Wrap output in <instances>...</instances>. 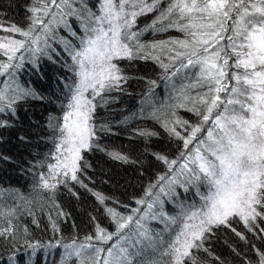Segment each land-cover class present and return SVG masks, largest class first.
<instances>
[{
    "label": "snow or ice",
    "instance_id": "1",
    "mask_svg": "<svg viewBox=\"0 0 264 264\" xmlns=\"http://www.w3.org/2000/svg\"><path fill=\"white\" fill-rule=\"evenodd\" d=\"M52 6L56 11L51 15L60 17L69 36L79 39L80 47L77 49L71 41L61 38L74 65L70 70L77 79L67 85L70 97L63 124L55 126L59 142L52 158L56 163H49L48 174L40 177L39 188L51 194L48 199L55 203L58 185L68 187L69 179L87 187L78 176L87 166L86 161L81 163L82 152L93 148L106 151L97 142L95 110L107 103L105 93L124 91L123 84L133 78L118 61L152 60L162 69L161 78L171 85L176 102L166 100L157 106L153 100L156 81L148 80L143 103L151 104L152 111L145 118L160 124L170 139L183 142V150L175 159L151 153L172 175H159L145 189V196H151L157 187L159 192L142 213L140 207L131 208L130 214L122 213L119 208L128 205L89 189L115 231H108L93 216L95 235H86L82 242L74 238L72 243L64 244L61 264H67L73 256L79 264H137L136 257L143 255L145 248L159 252V258L149 260L148 264H207L197 253L208 252L205 241L215 230L231 229L247 243L245 235L233 227L235 219L253 235H257L256 229L264 233V225L260 223L264 221V0H95L94 5L89 0H32L26 6L31 14L26 17L27 27L0 20V33L11 34L0 35V56L6 58L0 59V77H7L0 81V113L15 115L18 101L43 99L33 87L19 82L17 70L23 67L25 52L31 53L29 62L37 71V53L52 60L39 46L41 37L33 35L38 25H43L44 34L50 33L52 21L44 24V17L50 14ZM148 16L151 19L141 26L140 19ZM69 18L78 22L82 36H78ZM170 31L182 36L142 39L147 34L155 37ZM45 48H51L47 40ZM182 69H194L195 81L177 88L173 78ZM197 88L206 91L193 96L191 90ZM178 108L191 112L200 122L193 124L178 116ZM209 121L212 127L207 129V135H200ZM100 130L109 131L104 125ZM136 134L144 141L146 152L152 138L159 135L147 128L138 129ZM194 141L195 145L189 149ZM107 154L114 160L134 163L120 152ZM181 158L183 162L179 163ZM201 185L204 192L200 191ZM175 186L186 192L189 186H195L201 203L182 207L179 217H170L163 212L160 194L175 196ZM109 200L116 206H109ZM157 203L161 207L159 214L151 212ZM135 204L142 206L145 199H136ZM138 213L141 214L137 218ZM29 215L40 227L34 214ZM57 215L67 214L59 211ZM158 215L167 222L166 227L176 226L163 251L158 244L162 246L164 241L154 239L143 223L149 216L157 219ZM5 217L15 218V210L0 213V218ZM49 220L52 230L59 232V225L51 215ZM18 230L19 225L8 219L7 227L0 226V238L5 243L15 241ZM23 233L29 234L27 226L23 227ZM114 237L115 242L109 244ZM27 247L34 254L37 246L28 243ZM257 255L258 264H264V252L257 249Z\"/></svg>",
    "mask_w": 264,
    "mask_h": 264
},
{
    "label": "trees",
    "instance_id": "2",
    "mask_svg": "<svg viewBox=\"0 0 264 264\" xmlns=\"http://www.w3.org/2000/svg\"><path fill=\"white\" fill-rule=\"evenodd\" d=\"M31 3L32 0H0V20L6 24L14 22L20 27H27L29 21L26 17L31 14L26 11V6H30ZM89 3L94 5L95 0H89ZM55 11V7L52 6L50 14L44 17V24L52 21L50 33L44 34L41 31L43 25H38L33 34L41 37L39 46L48 55H51L52 60L43 53H37L35 57L39 66V71H37L29 62L31 53L25 52L23 67L17 70L19 82L33 87L43 99L28 98L18 101L15 106V115H11L7 111L0 113V190H3V194L0 195V213H7L10 209L15 210V218H0V226L7 227L8 219H12L13 224L19 225L18 238L15 241L5 243L0 238V264H61V258L65 253L64 244L72 243L74 238L77 242H82L86 235H95L93 216L108 231H115L114 226L104 216L102 207L89 189L101 192L128 205V208H119L122 213L129 214L128 210L131 211V208L135 207L144 210L147 208V204L138 206L135 204V200L148 197L145 196V189L149 184L155 183L159 175L166 174L168 176L170 173L167 167L157 161L151 153L159 152L168 156L169 159H175L179 155V151L183 150L182 141L170 139L160 124L145 118L152 111L151 104L143 103L149 88L148 80L156 81L153 100L157 106L166 100L169 103L176 102L175 92L171 85L161 78L162 69L152 60L118 61L124 72L133 78L123 84L124 91L104 94L107 103L98 106L95 110L93 123L99 137L97 142L106 151L102 152L93 148L90 151L82 152L81 163L86 161L87 166L83 167L78 176L87 187H81L79 183L69 179L68 187L63 184L58 185L55 203L48 199L51 194L40 189L38 181L41 175L45 174L47 165L52 161L58 137L55 126L61 124L65 104L70 96L67 85L75 82V75L70 70L74 65L60 42L61 38L71 41V44L77 49L80 47L79 39L69 36L68 31L60 23V17L54 18L51 15V12ZM150 19L151 16L143 17L139 23L142 26ZM69 23L73 25L78 36L83 35L74 18H69ZM8 35L11 34L8 33ZM169 36L181 37L182 34L170 31L155 37L147 34L142 39L150 41L167 39ZM16 38L21 37L17 36ZM45 40L51 45V48H45ZM17 55L19 56L20 53ZM0 59L6 58L0 56ZM194 71V69H182L180 74L173 78V83L179 88L181 84L187 85L194 82L195 77L192 75ZM6 78V76L0 77V81ZM202 91H206V89H193L191 94L195 96ZM221 95L223 96V93ZM170 96L173 99L169 100ZM142 108L144 109L143 113L141 112ZM176 114L193 124L200 122V118L183 108L176 109ZM126 117L129 118L127 121ZM101 125L107 127L109 131L100 130ZM210 125L211 121L205 124L204 131L200 135L206 134ZM145 128L159 133L147 145V152L144 141L136 134L138 129ZM178 130L187 135L183 129L178 128ZM195 143L194 141L193 145H189V149ZM112 151L128 156L134 163H124L112 159L107 154ZM182 162L181 158L179 163ZM163 183L161 181V184ZM69 187L72 191H69ZM200 191L204 192L205 189L200 186ZM73 192L76 195H73ZM193 193L197 195V191L190 192L187 197L188 201L194 200ZM21 196L24 199H20ZM107 203L109 206H116L112 204V200ZM56 205L59 207L57 208ZM59 211H63L67 215L60 217L57 215ZM152 211L159 214L161 209L155 208ZM29 212L34 214L40 227L33 223V216L29 215ZM49 215L59 225V232L52 230ZM157 219L159 223L166 225V221H163L159 215ZM260 223L264 225V221H260ZM144 225L150 232L151 229H155L156 233H159L157 226H152L149 223H144ZM24 226L29 229L27 236L23 233ZM233 227L245 235L247 243L236 236L231 229L221 227L205 241V248L212 255L201 250L197 253L198 256L207 264H258L257 249L264 252V233H260L259 229H256L259 236L257 238V235L248 232L238 219L233 221ZM151 235L153 236L152 232ZM161 239L165 241L163 236L156 240L160 241ZM28 243L37 246L34 254L33 249L27 247ZM111 243L113 242L110 241L109 244ZM158 247H160V251H163L167 245L160 246L158 244ZM53 249L58 250L57 256L53 255ZM146 249L152 254H159L157 251H152L151 248ZM37 255L41 258H38ZM164 259L169 258L164 257ZM67 264H79V261L73 256Z\"/></svg>",
    "mask_w": 264,
    "mask_h": 264
},
{
    "label": "rangeland",
    "instance_id": "3",
    "mask_svg": "<svg viewBox=\"0 0 264 264\" xmlns=\"http://www.w3.org/2000/svg\"><path fill=\"white\" fill-rule=\"evenodd\" d=\"M85 95L89 96L88 93H86ZM67 103H68V101H67ZM67 103L65 104V109L66 110H67V108H66ZM65 111H64V114H65ZM210 127H212V125H210ZM206 135H207V132L203 136H206ZM58 142L59 141H57V143ZM55 153H56V148L54 150V154ZM51 163L54 164V163H56V161L52 158ZM178 166H179V164L176 165L175 167H178ZM47 174H48V165L46 167V172H45L44 175H47ZM170 175H172V173H169L168 176H170ZM38 185H40V180L38 181ZM194 187L195 186H189V190L186 192L183 187L175 186L176 195L173 196V197H168V196H165L163 194H160V200L163 201V212L166 213L170 217H179L180 214H181V211H182V207L187 208L188 206H190L192 204H196V205L200 204L201 202L195 203V201H194V200H200V196L199 195H194L193 196L194 200H191V201L187 200V197H188V194H190V191H193V190L196 191V189H194ZM158 192H159V187H157L155 190L152 191V195L151 196H148V197L145 198V203L147 204L148 202L153 201L155 199V197H156V194ZM179 192H180V195H179ZM155 208H160L161 209L160 204L159 203L155 204L153 209H155ZM142 212H143V210H141V213ZM152 212L157 213L155 211H152ZM168 212H171L173 214H170ZM128 213L130 214L131 211L128 210ZM141 213L137 214V218L139 217V215ZM160 218H162V217H160ZM162 220H163V218H162ZM158 221H159L158 219H151V217H149V218H147L144 221V223H149V224H152V226H157L158 232H159L158 234L156 233L155 229H151V232H152V234L154 236V239H157L160 236H163L164 239H165L164 246H166L168 240L169 239L171 240L172 236H174L175 230H176V226L166 227V225H163V224L159 223ZM132 227H134V225ZM156 234H157V236H155ZM114 241L115 240H113L112 242H114ZM56 253H58V250L53 249V255L54 256H57ZM37 257L41 258V256H39V255H37ZM153 258H159V254H157V253L152 254V253H150L148 251V249L145 248L144 254L137 257V264H141V262H142V264H148V261L153 259Z\"/></svg>",
    "mask_w": 264,
    "mask_h": 264
},
{
    "label": "bare ground",
    "instance_id": "4",
    "mask_svg": "<svg viewBox=\"0 0 264 264\" xmlns=\"http://www.w3.org/2000/svg\"><path fill=\"white\" fill-rule=\"evenodd\" d=\"M113 92H114V91H113ZM113 92H112V93H113ZM105 94H106V93H105ZM107 94L109 95V93H107ZM110 94H111V93H110ZM108 95H107V96H108ZM99 107H100V106H99ZM65 110H66V109H65ZM62 115H63V114H62ZM55 138H56V137H55ZM55 143H56V142H55Z\"/></svg>",
    "mask_w": 264,
    "mask_h": 264
}]
</instances>
